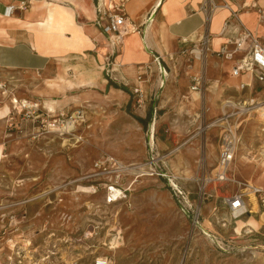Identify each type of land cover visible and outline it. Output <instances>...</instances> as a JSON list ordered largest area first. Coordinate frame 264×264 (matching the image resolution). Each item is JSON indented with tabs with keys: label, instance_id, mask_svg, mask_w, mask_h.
Returning a JSON list of instances; mask_svg holds the SVG:
<instances>
[{
	"label": "rangeland",
	"instance_id": "rangeland-1",
	"mask_svg": "<svg viewBox=\"0 0 264 264\" xmlns=\"http://www.w3.org/2000/svg\"><path fill=\"white\" fill-rule=\"evenodd\" d=\"M259 2L264 5V0ZM116 4L119 0L102 5V14L122 13ZM258 20L252 15L245 23L250 29L253 23L264 28V19ZM169 65L158 93L152 89L155 79L145 83L144 103L129 87L122 89L125 85L108 61L107 89L96 87L75 65L66 73L17 70L1 77L0 241L19 233L26 237L46 220L56 227L60 212H66L75 217V227L65 226L58 235L70 242L65 246L70 256L81 255L83 264L95 255L110 256L112 264H264V208L256 219L244 216L235 223L227 212L226 226H214L206 234L195 231L187 209L161 175L193 178L212 172L220 154L222 127L217 124L224 118L223 102L232 96L239 100V115L245 101H264V90L238 91L237 80L222 64H214L204 65L203 83L196 91L192 68L187 74ZM176 119L184 130L172 128ZM261 127L256 115L238 131L234 181L219 184V193L245 185L264 187V165L246 159L263 144ZM97 162L103 163L101 168H95ZM120 165L129 170L121 172ZM111 180L130 187L127 200L107 204L104 185ZM185 185L194 202L196 182ZM252 207L259 211L258 202ZM13 216L19 232L11 226ZM92 219L103 228L90 248L93 240H79ZM249 226L259 229L246 233ZM4 252L6 257L9 250Z\"/></svg>",
	"mask_w": 264,
	"mask_h": 264
},
{
	"label": "crops",
	"instance_id": "crops-1",
	"mask_svg": "<svg viewBox=\"0 0 264 264\" xmlns=\"http://www.w3.org/2000/svg\"><path fill=\"white\" fill-rule=\"evenodd\" d=\"M21 1L28 3L25 9H17L11 15L5 14L9 5H18ZM108 1L111 2L103 0L105 6ZM259 1L214 0L219 5L226 2L229 7H218L209 15L202 10L206 0H119L121 6L116 5L126 14L128 25L137 29L131 32L127 28L123 43L111 55L113 49L96 25L101 16L97 0H0V78L17 70H36L47 74L55 69V72L66 73L72 71L75 65L81 74L82 70L85 72L92 84L98 83L96 87L100 89L111 88L109 80L104 77L110 75V70L119 73L123 84L131 89L138 83V66L160 56L168 67L171 62L175 68L184 69L187 74L192 68L195 71L190 74L192 82L194 76L201 74L204 65L208 68L222 64L228 76L237 80L238 86L242 79L249 78L232 77L230 72L234 61L225 60L216 52L229 38L237 36L236 29L242 25L250 29L245 18L255 15L258 20L259 8L264 10V5ZM250 30L264 41V28L261 25L253 23ZM206 36L211 52L205 59L195 58L190 50ZM108 56L113 58L110 70L105 66ZM145 83L142 85L146 90L148 86ZM152 89L156 93L160 90L157 89L156 79ZM47 103L51 106L54 104ZM172 125L176 132L184 130L177 119ZM216 202L217 199L208 200L203 209L202 223L206 233L214 230L207 228L205 221L208 220L214 229V226L221 227L225 220V209L214 213ZM252 209L251 214L245 216L247 221L261 211L260 206L257 212ZM187 215L191 220V215ZM258 229L253 228V231Z\"/></svg>",
	"mask_w": 264,
	"mask_h": 264
},
{
	"label": "built area",
	"instance_id": "built-area-1",
	"mask_svg": "<svg viewBox=\"0 0 264 264\" xmlns=\"http://www.w3.org/2000/svg\"><path fill=\"white\" fill-rule=\"evenodd\" d=\"M98 4L101 16L96 21V25L100 28L102 34L108 36V41L113 49L111 55H113L115 50L123 43L124 33L127 31V28L134 31H136L137 28L128 25L127 17L124 12L114 14L108 13L107 16H105L107 12L105 11V14H102L101 11V6L105 3H103V0H98ZM27 5L28 3L26 1H21L18 5H9L5 14L11 15L17 9H25ZM218 7L228 8L229 4L224 2L223 5H219L216 4L214 0H206L202 6V10L206 13H212ZM259 13L261 19H264V10L262 8H259ZM235 32H238L237 36L229 38L226 44H224L216 54L225 60L234 61V65L230 72L232 77L244 78L247 76L249 78V80H241L239 85L236 86L238 91H254L259 88L264 90V41L244 25L236 29ZM210 52L211 46L208 36L195 43V46L190 50L191 55L201 60L205 59ZM110 58L111 56H108L106 60L109 63L111 62ZM171 59H173V57H171ZM168 75V68L160 56L153 57L148 63L140 64L136 74L138 83L131 88L132 93L138 96V102L144 103L146 99L147 91L142 85L144 82H150L151 79H156L157 89H161L165 85ZM193 82L192 89L196 91L199 90V87L203 83V76L201 74L194 76ZM256 103L258 104L259 102ZM222 105L224 118H221L219 120V122H221L217 124L222 127L220 154L213 171L207 175L193 178L177 176L175 174L169 175L168 173L161 174L168 178L175 195L180 199L184 208L187 209L186 212L191 215L192 228L195 231H201L205 234V228L203 229L202 223L203 209L210 199H217L213 207L214 213L225 209L235 223L240 218L251 214L252 202L250 200V192L254 193L258 205L264 208V187L245 185V188L232 191V193L229 191L219 193V184L234 181V178L231 176V167L235 160L240 142L238 131L244 126L248 117L256 116V104H251L249 101L244 102L241 108L242 112L237 115L235 111L241 105V102L236 100L234 96L226 99ZM261 124V130L264 131V124ZM95 165V168H101L103 163L97 162ZM129 167L130 166L124 167L120 165L119 170L121 172H126V170H129ZM217 167H219V169L214 173ZM152 175H154V173H152ZM188 180L195 181L198 188V198L194 202L190 198L191 191H189L185 185ZM104 186L107 188L106 202L108 205L128 199L130 187L124 188L119 182L116 181L113 183L112 180ZM92 188L94 189L92 192H96L97 187L93 186ZM193 206H195V209L192 208ZM57 220L56 227L53 223L50 224L49 221L46 220L45 224H43L40 229H35L33 233H29L26 237L22 233H19L17 234L18 236H9L4 242L0 241V264H83L81 255L70 256L69 251L65 249L66 244L70 242L66 241V239H62L63 237L58 235L65 226L68 227V225H73V227H75V217L72 214L60 212L59 219ZM49 224L51 228H49ZM226 224L227 221L224 220L222 226H226ZM11 226L14 232L20 231L19 221L16 219V216H13ZM102 228L103 224L101 221L97 222L95 219H92L88 225V230L84 232L83 237H81L79 241H84L85 239L93 240L94 243L88 247H94L96 238L101 234ZM105 229L108 230L106 235L109 234L110 228L106 226V224ZM252 229L253 228H247L245 232L252 233ZM235 231L237 232L236 228ZM114 238L115 237L112 239ZM99 242L100 241H98V243ZM111 242L112 240L109 241V243ZM104 244H107V241L104 242ZM5 249L9 250L6 257L4 252ZM89 264H112V259L108 255H95Z\"/></svg>",
	"mask_w": 264,
	"mask_h": 264
},
{
	"label": "bare ground",
	"instance_id": "bare-ground-1",
	"mask_svg": "<svg viewBox=\"0 0 264 264\" xmlns=\"http://www.w3.org/2000/svg\"><path fill=\"white\" fill-rule=\"evenodd\" d=\"M218 38V37H217ZM124 41V40H123ZM195 93H198V92H195ZM17 101V100H16ZM251 104H256L255 107V112H256V115H257V121L261 122L264 124V102H259L258 104L255 102V101H251ZM214 125V124H213ZM212 124L210 126H213ZM248 162H261L263 165H264V141H263V144L260 146L257 154H255L253 151L250 152L248 155H247V158ZM219 167L217 168V171H218ZM216 171V172H217ZM251 183V182H250ZM250 197H251V201L253 203V205H256L257 203V199L254 195V193L250 192ZM255 209V207L253 208ZM259 209V208H258ZM204 225L209 228L210 230H213V226L211 225V223L207 220L205 221ZM250 228V227H249Z\"/></svg>",
	"mask_w": 264,
	"mask_h": 264
},
{
	"label": "trees",
	"instance_id": "trees-1",
	"mask_svg": "<svg viewBox=\"0 0 264 264\" xmlns=\"http://www.w3.org/2000/svg\"><path fill=\"white\" fill-rule=\"evenodd\" d=\"M122 89H124V90H127V86H125V87H122Z\"/></svg>",
	"mask_w": 264,
	"mask_h": 264
}]
</instances>
